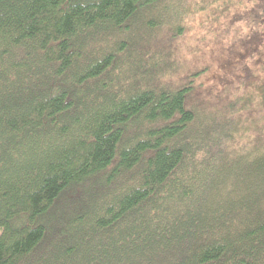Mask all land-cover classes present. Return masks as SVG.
Instances as JSON below:
<instances>
[{
    "label": "trees",
    "instance_id": "obj_1",
    "mask_svg": "<svg viewBox=\"0 0 264 264\" xmlns=\"http://www.w3.org/2000/svg\"><path fill=\"white\" fill-rule=\"evenodd\" d=\"M0 264H264V0H0Z\"/></svg>",
    "mask_w": 264,
    "mask_h": 264
},
{
    "label": "rangeland",
    "instance_id": "obj_2",
    "mask_svg": "<svg viewBox=\"0 0 264 264\" xmlns=\"http://www.w3.org/2000/svg\"><path fill=\"white\" fill-rule=\"evenodd\" d=\"M206 16V13H201L196 17L191 43L186 41L182 48L181 58L186 61L187 66H192L194 63L199 67L202 64H210L207 77L203 76V79L206 78L209 83H215L217 79L225 75L233 79L242 73L241 66L245 63L242 57L245 52L243 44L236 41L241 34L247 31L243 16L238 20L235 18L233 23L217 33L207 31L210 21ZM204 36L205 39H203ZM239 58V63H234Z\"/></svg>",
    "mask_w": 264,
    "mask_h": 264
}]
</instances>
